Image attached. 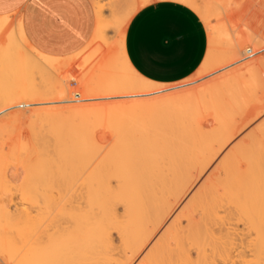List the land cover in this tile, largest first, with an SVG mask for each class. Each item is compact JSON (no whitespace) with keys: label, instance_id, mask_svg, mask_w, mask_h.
Segmentation results:
<instances>
[{"label":"bare ground","instance_id":"1","mask_svg":"<svg viewBox=\"0 0 264 264\" xmlns=\"http://www.w3.org/2000/svg\"><path fill=\"white\" fill-rule=\"evenodd\" d=\"M91 1L97 26L85 48L100 40L106 46L89 57L108 49L113 58L99 61L101 80L81 89L60 76L78 53L43 54L26 37L21 13L0 17V137L27 114L52 123L63 115L70 123L53 126V140L34 133L33 142L9 150L22 156L23 177L11 186L19 203L0 204V264H264V95L241 111L233 104L256 92L264 56L252 57L264 49V34L252 31L247 45L221 29L226 38L213 26V0H169L192 8L209 27L211 47L197 77L238 65L198 85L188 78L185 87L144 77L163 89L146 99L154 90L125 69V26L140 8L164 0ZM113 26L120 35L115 49L107 46ZM223 40L227 50L216 56L213 47ZM127 96L136 98L121 99ZM218 96L223 103L215 112L210 97ZM197 102L216 113L208 130L193 121L189 107ZM92 116L110 123L109 145L91 139ZM3 154L0 192L8 185Z\"/></svg>","mask_w":264,"mask_h":264},{"label":"crops","instance_id":"2","mask_svg":"<svg viewBox=\"0 0 264 264\" xmlns=\"http://www.w3.org/2000/svg\"><path fill=\"white\" fill-rule=\"evenodd\" d=\"M92 6L89 0H0V17L21 13L29 42L43 54L63 58L46 52L62 54L79 48L92 31L93 17L95 33L97 17ZM77 18H89V24ZM209 43L202 18L187 5L169 0L140 8L130 20L125 37L131 65L143 77L161 84L179 83L194 75L207 56ZM143 50L157 54L170 70L151 75L141 72L139 54Z\"/></svg>","mask_w":264,"mask_h":264},{"label":"rangeland","instance_id":"3","mask_svg":"<svg viewBox=\"0 0 264 264\" xmlns=\"http://www.w3.org/2000/svg\"><path fill=\"white\" fill-rule=\"evenodd\" d=\"M216 0H213V2H211V4H212V11H214V12H212V15L214 14V13H217V16L215 17V15L216 14H214V16H213V26H215V27H217V29L220 31L221 29H223V30H228V28H230L229 30V33H227V34H229L230 36L232 35H237V36H240V37H242V38H244L248 43H247V45L248 44H250L249 43V39H248V37L253 33V32H259L260 34H264V0H217L216 2H215ZM256 1V2H255ZM155 2V1H154ZM219 2H221V4L219 3ZM217 3H219L221 6H219ZM89 4H90V6L93 8V6H92V3L90 2V0H89ZM217 5V6H216ZM254 5V6H253ZM237 6H239V7H237ZM224 7V8H223ZM215 8V9H214ZM225 12V13H224ZM219 15V16H218ZM229 15V16H228ZM229 18V19H228ZM78 20H80L81 22H83L84 24H86V25H88L89 24V18H77ZM228 20H229V22H228ZM92 21V23H93V27H92V31H91V33H89V34H87V35H85L84 36V41H83V43L79 46V48H77V49H75L74 51H71V52H68V53H62V54H58V53H49V52H46L47 54H50V55H54V56H62V57H67V56H70V55H74V54H76V53H78V55H76V57L73 59L74 60V62H73V60H71L70 61V64H68L67 66H66V68H64L63 69V71H62V73H61V77H63V78H68V85L71 87V89H75V87H77V89L78 88H85V86L86 85H88V84H90L91 83V80L92 79H94V78H96L97 77V81L98 80H101V78L99 79L98 78V75H99V72H98V70H97V67H98V63H99V61H103L105 58H108L109 57V59H111V58H113V57H110L109 55H113V54H109L108 52H110L108 49L106 50V51H108V52H104V53H101V55L96 59V60H93L94 58L93 57H89L90 56V54L95 50V49H100V48H103V47H105L106 45L102 42V41H100V40H98V41H95V42H93L92 44H91V46H89L87 49L85 48L89 43H90V41H91V39H92V36H93V33H94V22H95V17H93V19L91 20ZM246 22V23H245ZM83 24V25H84ZM129 24V23H128ZM128 24L125 26V29L127 30V26H128ZM206 24V23H205ZM245 24H246V26H245ZM206 26H207V28H208V32H209V39H210V43H209V49H210V47H211V38H210V30H209V27H208V25L206 24ZM248 26V27H247ZM249 28V29H248ZM236 31V32H235ZM253 31V32H252ZM235 32V33H234ZM263 32V33H262ZM220 33L222 34V35H224L225 34V31L223 32H221L220 31ZM219 33V34H220ZM80 35H82L83 36V34H80ZM219 36V39L220 38H224L223 36ZM247 35V36H246ZM6 36V35H5ZM30 36V35H29ZM225 36H226V34H225ZM107 38H108V41H107V46H109L110 45V43H112V42H117L118 43V40H119V38H120V35H119V33L117 32V26H113L111 29H110V31H109V33H108V35H107ZM218 38V37H217ZM226 38H227V36H226ZM117 40V41H116ZM225 40H223V41H221L222 43L224 42ZM226 42H227V39H226ZM226 42H224L223 44H221V43H219L218 42V44H215L214 45V47H213V52L215 53V55L216 56H219V55H221V54H223V53H225L226 52V50H227V43ZM97 44V45H96ZM116 44V43H115ZM99 46V47H98ZM95 47V48H94ZM110 47H112V49H115V48H113V47H115V45L112 43V46H110ZM86 50H85V49ZM90 48H92V49H90ZM41 50V49H40ZM83 50V51H82ZM85 50V51H84ZM264 50V49H263ZM80 51H82V52H80ZM88 51V52H87ZM115 51V50H114ZM79 52L80 53H82L81 55H79ZM86 52V53H85ZM90 52V53H89ZM261 52H262V50L261 51H259L255 56H253L252 58H259V57H262V56H264V55H261ZM85 53V54H84ZM108 53V54H107ZM115 54H116V52H115ZM114 54V55H115ZM86 55H88V56H86ZM84 56H85V58H84ZM108 56V57H107ZM115 56H117V54L115 55ZM114 56V57H115ZM87 58V59H86ZM99 59V60H98ZM112 60V59H111ZM96 61V62H95ZM80 63V64H79ZM94 63V64H93ZM95 63H96V65H95ZM84 64V65H83ZM236 65H238V64H236ZM236 65H230V66H228V67H225V68H227V69H231V68H233V67H235ZM69 66V67H68ZM202 66V65H201ZM232 66V67H231ZM201 68V67H200ZM225 68H222V69H219V70H216V71H214V72H212V73H210V74H208V75H206V76H204L203 78H201V77H197L198 75H197V72L199 73V70L194 74V75H192L191 77H193L194 78V76H195V78H194V81H192L191 83H194V85H198V84H200L201 82H204L206 79L208 80L209 78H211V77H217V76H219L220 75V73L225 69ZM86 70V71H85ZM226 70V69H225ZM219 74V75H218ZM67 75V76H66ZM70 75V76H69ZM80 75V76H79ZM217 75V76H216ZM75 77H77V78H75ZM81 77V78H80ZM100 77V76H99ZM190 77V78H191ZM261 77H262V79H261ZM66 78V79H67ZM80 78V79H79ZM103 78H104V76H103ZM84 80L83 81V85L84 86H82V85H80V81L81 80ZM96 80V79H95ZM106 80V79H105ZM263 80H264V70H263V73H261V75H260V77L258 78V83L259 82H261V83H259V84H263L264 82H263ZM73 81V82H72ZM96 82V81H95ZM99 82H101V81H99ZM99 82H97V83H99ZM263 82V83H262ZM191 83H187V84H184V81H182V82H179L178 84L177 83H175V84H168L169 85V87L168 88H177V87H183L184 85L185 86H187V85H189V86H191L190 84ZM257 83V85H256V92H255V90H253V93L255 94H251L252 95V97H250V98H247V101H241V100H233V104L235 103V104H237V105H239V107H238V110H237V106H235V105H233L232 103H231V101H229L230 99H228L226 102L228 103L229 102V105H231L232 107H233V109H234V111L235 110H237V111H241L243 108H245V107H247L248 105L249 106H252L254 103H255V101H254V99H255V97H261V96H263L264 95V85H261V86H259V84ZM79 84V85H78ZM180 84H182V85H180ZM175 86V87H174ZM184 86V87H185ZM192 86H193V84H192ZM258 86H259V88H258ZM257 88L259 89V90H257ZM84 90V89H83ZM98 92H100L101 93V91L100 90H97V93ZM263 92V93H262ZM261 93H262V95H261ZM153 94V95H152ZM152 94H150V96H148V95H144L145 97H146V99H148V98H154L155 96H157V94L155 95L154 93H152ZM152 95V96H151ZM159 95V94H158ZM103 98L102 99H100L101 101H110L111 99H109V98H107V97H104V96H102ZM130 97V96H129ZM137 97H140V96H137ZM143 97V96H142ZM145 97H143L144 99H145ZM223 97V96H222ZM125 98V99H124ZM131 98V97H130ZM130 98H128V96L127 97H123V98H121V99H123V100H131V99H135L136 97H132L131 99ZM143 98H137V99H140V100H143ZM207 100H209V98L207 99ZM210 100H212L211 102L212 103H214V107H212V109L214 108L215 109V112H216V107L219 109V105L220 104H222L223 102H222V99H221V97L220 96H218L216 99H214V98H211L210 97ZM250 100H251V103H250ZM199 102H201V100L199 101ZM202 102L203 103H205L206 102V104H207V101H205L204 102V100H202ZM248 102V103H247ZM203 103L202 104H200V105H198V102H197V105H198V107H195V109H194V105L196 104H194V105H192L191 107H189L190 109H192V110H194L193 111V113H191V114H193V115H195V116H197V117H195L194 118V122L195 121H197L196 123H199L200 121V123L202 124H204L205 125V123L207 124V120L209 121V119L210 120H212V118H213V116L216 114H214V115H212L211 113L213 112L212 110H211V108H207V105H203ZM226 103V104H227ZM211 104V103H210ZM228 105V104H227ZM196 106V105H195ZM210 105H208V107H209ZM212 106V105H211ZM31 107L33 108V107H36V105H31ZM193 107V108H192ZM204 107V108H203ZM243 107V108H242ZM240 108H242V109H240ZM190 109H186V115L188 116V117H190V113H189V111H190ZM198 109V110H197ZM240 109V110H239ZM192 110L190 111V112H192ZM205 110V111H204ZM200 113H199V112ZM211 111V112H210ZM211 114V115H210ZM192 115V116H193ZM92 117H93V119L94 120H96L97 118V120L96 121H92L93 119H92ZM91 118H90V125H92V130H93V133H92V135H91V139L94 141V142H97L98 144H100V145H109V142L111 141L112 142V139L114 138H112V136H113V134H111L112 132H113V130H112V127L110 126V123H107L108 122V120L106 119V120H103L102 118L103 117H101V119H100V117L99 116H96V117H94V116H92ZM194 117V116H193ZM31 115H29V114H27L24 118L22 117V118H20V120L18 121H15V123L14 124H12V126L11 127H9L6 131H5V133L2 135V137H0V154H3V152H4V154H7L8 152V154L6 155V156H8L7 158H6V156H4L5 158H6V161L5 160H2V161H4L3 163H2V165H3V167L5 168L6 167V169H4L3 168V170H2V173L3 172H5L4 174L6 175H4L5 176V179H6V183L8 184L7 186H6V188L4 187L3 189H1V192H2V194H1V192H0V204L2 205V206H4V205H9V207L10 208H14V206L16 205V202L17 203H19L18 201H19V194H18V192L16 191V189H15V187L20 183V179L23 177V168H22V166L20 165V160H18V158H21L22 156H17V155H19V152L15 155H13V154H11L12 156L10 157V151L9 150H11V151H15V146H17L16 147V150L21 146H23V145H26V143H30V142H33L32 141V137L34 136V133H35V135L36 134H39L40 136H44V137H47L46 139H49V138H51V140H53L52 138L53 137H50V136H52L51 135V133L49 134V132H51V130L53 129V126H54V128H58L57 126H59L61 123L63 124V125H60L59 126V128H61L62 126H66L67 124H70V123H66L65 121H66V119L64 118V116L62 115V117H60V119H61V123L59 122V117H58V119L56 118V119H54V120H57L58 122H56V121H54L53 120V123H55V125H53V123H52V121L50 122V121H47V120H44V119H42V122L41 121H34V119H36L35 117L34 118H31ZM191 119H192V117H191ZM64 120V121H63ZM199 120V121H198ZM99 121V122H98ZM101 121V122H100ZM38 122V123H37ZM16 123H18V125L16 124ZM51 123V124H50ZM16 125V126H15ZM57 125V126H56ZM195 125V124H194ZM198 125V124H197ZM52 126V127H51ZM95 126V127H94ZM97 126V127H96ZM109 126V127H108ZM196 126V125H195ZM211 127V125H210V123L208 124V125H205V129H209V128ZM110 128H111V130H110ZM95 129H96V131H95ZM45 134V135H44ZM24 136V137H23ZM49 136V137H48ZM21 137V138H20ZM26 137V138H25ZM21 139V140H20ZM35 139V138H34ZM33 139V140H34ZM7 140V141H6ZM19 141V142H18ZM25 141V142H24ZM17 142V143H16ZM19 143H22V145L21 144H19ZM17 144V145H16ZM111 144V143H110ZM11 147H10V146ZM15 145V146H14ZM106 145V146H107ZM2 146V147H1ZM14 146V147H13ZM20 147V148H21ZM9 148V149H8ZM12 148V149H11ZM13 148H14V150H13ZM2 151V152H1ZM17 151H19V149L17 150ZM16 151V152H17ZM12 153H14V152H12ZM3 154V155H4ZM0 156H2V155H0ZM16 157H18V158H16ZM4 158V159H5ZM2 159V158H1ZM9 161V162H8ZM5 163V164H4ZM8 168V169H7ZM7 170V171H6ZM7 173V174H6ZM8 173H10V174H8ZM8 175V176H7ZM13 186H15L14 187V190H12L13 188L12 187ZM5 189V190H4ZM15 191V193H13ZM6 193V194H5ZM14 194H16V195H14ZM6 197H5V196ZM11 195H12V197H11ZM2 196V197H1ZM18 196V197H17ZM14 197H16V198H14ZM2 198V199H1ZM4 198V199H3ZM10 198V199H9ZM16 200V201H15ZM18 200V201H17ZM187 200V199H186ZM9 203V204H8ZM0 205V206H1ZM6 205V206H7ZM161 233H162V231H161ZM160 233V234H161ZM158 236H159V234H158ZM158 236H157V238H158ZM155 240H156V238L154 239V241L153 242H155ZM152 242V243H153ZM152 245V244H151ZM150 245V246H151ZM7 264H9V262L7 261L6 262Z\"/></svg>","mask_w":264,"mask_h":264},{"label":"snow or ice","instance_id":"4","mask_svg":"<svg viewBox=\"0 0 264 264\" xmlns=\"http://www.w3.org/2000/svg\"><path fill=\"white\" fill-rule=\"evenodd\" d=\"M139 55L141 61L139 67L140 71L143 73L151 75L153 73H165L170 70L163 66L164 61L154 52L143 50L140 52ZM261 55H264V50H262ZM124 65L126 71L132 76V78L136 82L152 88L154 90V94H159L163 92V89H161L154 82L148 81L143 76H141L140 73L137 72L136 69L131 66L130 61H128L126 58L124 59ZM261 119H264V115H262Z\"/></svg>","mask_w":264,"mask_h":264}]
</instances>
